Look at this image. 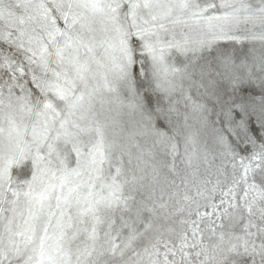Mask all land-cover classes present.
I'll use <instances>...</instances> for the list:
<instances>
[{
    "label": "snow or ice",
    "instance_id": "snow-or-ice-1",
    "mask_svg": "<svg viewBox=\"0 0 264 264\" xmlns=\"http://www.w3.org/2000/svg\"><path fill=\"white\" fill-rule=\"evenodd\" d=\"M0 264H264V0H0Z\"/></svg>",
    "mask_w": 264,
    "mask_h": 264
}]
</instances>
